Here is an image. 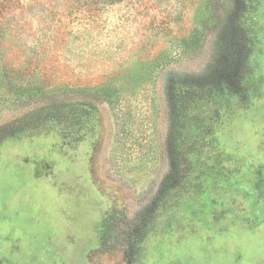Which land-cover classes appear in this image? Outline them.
Masks as SVG:
<instances>
[{"label": "rangeland", "instance_id": "rangeland-1", "mask_svg": "<svg viewBox=\"0 0 264 264\" xmlns=\"http://www.w3.org/2000/svg\"><path fill=\"white\" fill-rule=\"evenodd\" d=\"M247 2V92L224 105L193 86L246 0H0V264H264V0ZM53 96L94 107L78 143L33 123ZM179 111L187 178L164 191Z\"/></svg>", "mask_w": 264, "mask_h": 264}, {"label": "trees", "instance_id": "trees-1", "mask_svg": "<svg viewBox=\"0 0 264 264\" xmlns=\"http://www.w3.org/2000/svg\"><path fill=\"white\" fill-rule=\"evenodd\" d=\"M238 4L241 3L239 2ZM247 5L248 2L246 0V10H240L241 16L239 15L238 18L233 21V25H231L228 32L224 34V48L221 51L223 61L218 72L213 76L207 75L202 77L201 82L198 84L191 82V78L188 79L187 84H189V86L190 84H196L193 87L196 88L195 90L199 89V91L197 90L198 93L200 92L203 95L213 93L215 100L219 99V103L222 104H224L226 101L225 98L228 96H245L247 92L246 75L248 73L249 57L251 54V41H249L250 36L248 28L241 25L243 14L248 10ZM179 85H184V83H179ZM182 88L183 86H179L176 92H173V111H175V107L183 101L186 92L182 91ZM69 90L70 88L66 89V91ZM85 90H87V87L80 88L78 91ZM108 91L106 87L97 89V92L105 97ZM187 92L189 93V91ZM64 93L68 94V92ZM49 103L51 111H47L45 114L41 113L40 117L36 118L33 123L40 127L45 123H51L55 126L57 125L55 124L56 121L60 124L59 127L61 128L62 134L67 136L66 139H69L71 144L78 143V133L87 130V121L94 113V107L92 105L82 104L77 98H75V101L72 103L69 99H65V96H53ZM223 107V105H220L219 109L221 110ZM219 109H217L218 118L220 117ZM179 115H181L180 111L171 116L172 131L169 135V139H167V147L170 158L169 163L173 167V174L165 178L161 184L164 191L179 188L187 178L186 160L190 148H185L183 145L184 141L181 133V123L178 121ZM47 116L49 119H47Z\"/></svg>", "mask_w": 264, "mask_h": 264}, {"label": "flooded vegetation", "instance_id": "flooded-vegetation-1", "mask_svg": "<svg viewBox=\"0 0 264 264\" xmlns=\"http://www.w3.org/2000/svg\"><path fill=\"white\" fill-rule=\"evenodd\" d=\"M262 185H263V183H262ZM257 188H258L259 190H263V187H262V186H257Z\"/></svg>", "mask_w": 264, "mask_h": 264}]
</instances>
